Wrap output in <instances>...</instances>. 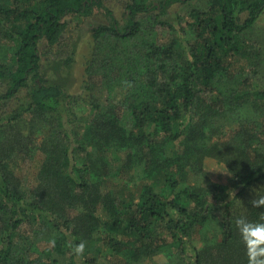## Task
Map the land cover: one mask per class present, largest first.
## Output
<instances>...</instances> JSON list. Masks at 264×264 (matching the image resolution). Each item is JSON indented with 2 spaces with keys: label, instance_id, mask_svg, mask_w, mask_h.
Returning a JSON list of instances; mask_svg holds the SVG:
<instances>
[{
  "label": "trees",
  "instance_id": "trees-1",
  "mask_svg": "<svg viewBox=\"0 0 264 264\" xmlns=\"http://www.w3.org/2000/svg\"><path fill=\"white\" fill-rule=\"evenodd\" d=\"M186 1L127 0L119 19L112 0H0V264H248L235 220L264 223L249 203L264 195V0L204 1L189 30L169 11ZM98 10L109 23L92 30L77 97L43 56L69 18ZM36 151L28 188L16 162ZM207 159L229 185L204 174ZM81 242L77 261L68 245Z\"/></svg>",
  "mask_w": 264,
  "mask_h": 264
},
{
  "label": "rangeland",
  "instance_id": "rangeland-1",
  "mask_svg": "<svg viewBox=\"0 0 264 264\" xmlns=\"http://www.w3.org/2000/svg\"><path fill=\"white\" fill-rule=\"evenodd\" d=\"M127 0H112L110 6L113 7L115 14L119 19L123 16L125 10V2ZM155 3H158L162 0H154ZM204 1L208 2V0H193L189 2L176 3L173 4L169 11L171 15L176 18L178 17L181 24L185 27L190 28V23L194 22V19L191 15V11L204 6ZM207 8V6H206ZM69 31L65 35V38L60 46L56 47L53 51V56L44 54L43 56V70L47 75L48 79L51 82H59L62 83L65 88H67L68 93L75 95L77 97L86 96L87 92L84 88V82L87 79L86 69L88 66L89 58L94 50L95 41L92 37V30L109 23L105 15L101 11H97L93 17L84 19V18H69ZM260 29L264 30V13L260 19L258 24ZM158 38L161 43H166L173 39V36L169 31L160 30L158 33ZM71 46L77 47V52L75 56L74 67L71 70H67L64 65V60L62 58L66 57V53L71 48ZM255 50L262 51L263 48L260 45H255ZM48 48H43V53H45ZM48 54V53H47ZM248 63H246L247 65ZM262 65H264V60L262 61ZM250 67V66H249ZM258 69V68H257ZM253 68L251 72H254ZM254 78L258 79V75H253ZM261 81H264L262 76H259ZM107 94H104V97ZM122 96V93L119 94V97ZM15 105V102H12L7 109L12 108ZM78 114L80 116L83 115L82 111L78 110ZM28 120L31 119L29 115ZM41 139L39 138L37 143H39ZM41 143V142H40ZM29 156V157H28ZM22 155L16 162V172L23 179V182L31 188L37 184V174L41 168V165L44 161V155L39 152H33L31 155ZM204 174L213 180L216 183L229 185L231 183L233 175L228 170L227 166L223 163H219L214 159H207L205 162ZM196 183H203V177H195L193 178ZM22 233L27 232L28 228H23ZM24 231V232H23ZM29 234V233H27ZM202 243L199 242V247H201ZM46 248L45 244L40 246L41 250ZM105 253V256L109 257ZM37 257V254L33 255ZM111 260V259H110ZM109 259H104L103 262L106 264H110ZM166 260L163 258H156L155 260H147L145 264H160L165 263Z\"/></svg>",
  "mask_w": 264,
  "mask_h": 264
},
{
  "label": "clouds",
  "instance_id": "clouds-1",
  "mask_svg": "<svg viewBox=\"0 0 264 264\" xmlns=\"http://www.w3.org/2000/svg\"><path fill=\"white\" fill-rule=\"evenodd\" d=\"M249 203L254 208H264V195L254 196ZM261 220H264V215L261 216ZM235 224L246 249L248 264H264V223L252 222L240 217L235 220ZM50 244L54 246L55 241H50ZM68 246L72 248L77 261H80L85 250V243Z\"/></svg>",
  "mask_w": 264,
  "mask_h": 264
}]
</instances>
